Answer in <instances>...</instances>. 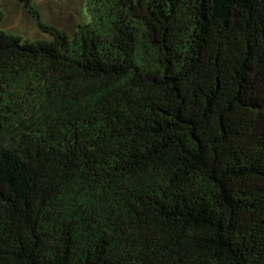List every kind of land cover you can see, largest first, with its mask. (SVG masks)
Wrapping results in <instances>:
<instances>
[{
    "label": "trees",
    "instance_id": "trees-1",
    "mask_svg": "<svg viewBox=\"0 0 264 264\" xmlns=\"http://www.w3.org/2000/svg\"><path fill=\"white\" fill-rule=\"evenodd\" d=\"M88 3L0 28V264H264V0Z\"/></svg>",
    "mask_w": 264,
    "mask_h": 264
},
{
    "label": "rangeland",
    "instance_id": "rangeland-1",
    "mask_svg": "<svg viewBox=\"0 0 264 264\" xmlns=\"http://www.w3.org/2000/svg\"><path fill=\"white\" fill-rule=\"evenodd\" d=\"M89 0H0V28L24 40L49 38L38 20L73 37L92 21Z\"/></svg>",
    "mask_w": 264,
    "mask_h": 264
}]
</instances>
